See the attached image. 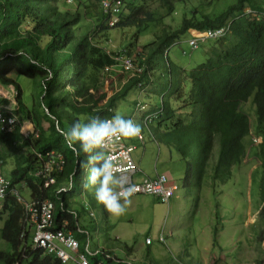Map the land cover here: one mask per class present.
I'll list each match as a JSON object with an SVG mask.
<instances>
[{"label":"trees","instance_id":"16d2710c","mask_svg":"<svg viewBox=\"0 0 264 264\" xmlns=\"http://www.w3.org/2000/svg\"><path fill=\"white\" fill-rule=\"evenodd\" d=\"M121 1L122 14L115 28H135L139 34L148 23L164 18H155L153 5L159 4L166 10L165 15L171 16L175 3L184 0H150L149 4L145 0L138 4ZM99 4L100 0H74L73 4L66 0H0V84L4 88L14 86L17 91L15 109L2 112L15 115L20 124H33L40 133L38 140L25 139L19 128L14 133L1 134L0 138L10 143L11 149H28L10 172L13 186L25 183L32 198L51 199L56 205L57 226L69 220L74 228L72 216L64 210L68 209L69 199L89 191L87 170L81 167L87 155L82 151L77 155L61 133L80 122V118L87 122L93 117H112L117 101L133 88L153 84L158 59V65L167 62L169 88L165 93L159 92L161 104L149 114L156 117L159 143L174 149L186 163V188L194 183L201 190L210 171L214 184L218 180L228 184L234 169L252 154L247 151L245 138L256 135L261 142L254 158L262 169L264 200V0H238L219 15L184 19L179 28L155 34L154 40L139 52L132 46L121 50L135 59L142 72H130L132 79L107 101L104 86L110 74L106 69L119 64L113 58L115 51L108 52L105 47L108 33L114 28L109 26ZM81 10L86 18L90 13L99 14L91 33H84L80 27ZM227 24L231 35L214 41L206 49L204 63L184 71L178 66L173 81L170 50L181 42V36L190 34V40L191 30L203 32ZM12 74L17 79L10 77ZM19 77L32 80L38 87L31 101L26 102ZM9 102L0 97V107ZM248 102L255 113L254 123L253 115L244 109ZM251 144L256 146L253 139ZM35 152L63 156L64 171L56 174L58 183L54 189H43L42 181L34 176L44 164ZM70 177L73 190L59 194L58 186ZM1 219V238L10 251H0V264H60L55 257L21 241L23 207L14 198L7 197L2 204ZM79 236L76 234V238ZM82 251L88 255L84 247ZM92 259L96 262L101 256Z\"/></svg>","mask_w":264,"mask_h":264},{"label":"rangeland","instance_id":"374dc122","mask_svg":"<svg viewBox=\"0 0 264 264\" xmlns=\"http://www.w3.org/2000/svg\"><path fill=\"white\" fill-rule=\"evenodd\" d=\"M127 1L138 4L142 0ZM145 1L147 4L150 3V0ZM237 2L238 0L179 1L175 3V12L171 16H166V10L159 7V4H155L152 6L155 18L164 16L163 19L148 23L139 34L135 28L112 29L108 33L107 47L126 49L132 46L135 52H139L154 40L155 34H161L165 29L179 28L184 19L219 15ZM81 12L80 27L83 28L84 33H91L98 24L99 14L90 13L86 18L83 10ZM191 34L197 33L191 30ZM190 36V34L181 36V42L170 50L172 70L175 72L171 77L173 81H175L178 66L184 71L204 63L206 49L208 50L213 45V41H208L203 43L199 49H195L189 45ZM158 64V59H156L152 77L153 84L145 88L138 86L133 88L124 99L117 101L114 115L119 112L126 119H133L141 125L144 132V143L138 138L125 139L128 145L136 148L133 156L136 153L142 154L145 150L147 159L143 161L144 166L149 165L153 168L159 161V168L163 167L165 174L170 178V184L179 187L178 191L171 201L170 208L167 204L156 202L154 196L153 198L150 195H139L132 198V203L124 215L115 216L109 213L104 205L97 202L94 187L89 185L88 193L84 192L69 199L70 209L79 214V224L83 233H79L80 236L77 238L81 246L84 247L89 239L94 251L101 249L104 262L106 259L103 253L120 260H131L132 264H186L185 259L189 264H205L206 260L210 264L213 261L217 264H261L264 259V245L260 240L263 224L262 216L259 215L264 203L261 189L262 169L258 159L254 158L261 139L258 137L259 143L252 146V136L245 138L247 151L252 154L247 157L246 163L234 169L232 179L228 184H223L221 180L215 184L211 183L210 173L212 171L209 172L202 188L200 207L196 204L197 190L193 183L194 200L188 211L189 207L185 203L186 163L179 158L174 149L159 143L160 134L156 120L149 126L142 122V106L146 107L144 114L147 112L145 115L147 116L151 110L160 106L159 92L165 93L169 88L167 62L163 61L160 65ZM122 71L118 69L117 75L112 73L107 76L108 79L104 86L107 95L105 101L124 87L130 79V75L122 74ZM160 74L162 78L159 77ZM10 77L16 78L15 74ZM18 82L25 91L26 102L31 101L32 95L35 94L34 90L36 92L38 90L35 82L24 77H19ZM0 93L5 97L10 95V91L1 88ZM244 109L253 115L254 111L250 102L244 105ZM251 119L253 123L256 121L255 113ZM80 122H84V118H80ZM28 124L26 123L25 126ZM48 126V123L44 125L46 129ZM8 143L0 138V150H3ZM1 144H4V148ZM10 148L8 147L7 150L12 155H22L27 151V148L21 146L15 149ZM151 154H153L152 157ZM9 170V167L5 168L6 173ZM212 186L216 188L214 189L216 192L211 190ZM24 196L28 198V193H24ZM178 196L183 198L181 208L178 207ZM84 209H87L86 212ZM91 213H94V216H91ZM0 226L3 227L2 221H0ZM162 229L167 241L165 245L158 241ZM31 238L32 235L30 242ZM146 240H150L151 245H146ZM0 251H10V246L2 240L1 235Z\"/></svg>","mask_w":264,"mask_h":264},{"label":"clouds","instance_id":"9594fccd","mask_svg":"<svg viewBox=\"0 0 264 264\" xmlns=\"http://www.w3.org/2000/svg\"><path fill=\"white\" fill-rule=\"evenodd\" d=\"M247 12L250 14L252 13L251 9H247ZM228 25L229 24H227V26H224L221 28H217L214 30H207V31H203V32L192 30V32L195 31L197 34H192V38L190 40H192L195 37H199L200 35H204L205 33L209 32V31H218L221 29H228ZM112 28L115 29V27H112ZM230 35H231V31L228 29V31H226L225 34L218 37L217 39H205L204 41H200L199 46L202 43H206L208 41L214 42V41H217L219 39L229 37ZM190 40H189V42H190ZM108 42H109V40H108ZM108 42H106V44H105V47L107 48V50H110V51L123 50V49H115L114 47L112 49H109L107 47ZM198 48L199 47H197L195 49H198ZM111 69H112V71H110L109 74L111 75L112 73H114L115 75H117L118 69H121V68L116 66V67H113ZM122 70H123L122 74H124V73L129 74L130 79H132V73L127 72L124 69H122ZM130 79H128V81ZM113 80L115 82L114 77H113ZM9 87L10 86H8L6 89H4L3 86L2 87L0 86V88L4 89L5 91H9ZM0 97H1V95H0ZM15 105H14V107H15ZM113 111H115V109ZM144 112L145 111H142L143 116H144L142 118L143 123H144V118L146 115V114H144ZM151 114H153V113H151ZM26 123H28V122H26ZM29 124L34 127L33 124H31V123H29ZM151 124H153V122L150 123L149 125H151ZM18 131L20 132V129ZM142 132H143V129L139 123H137L133 119H126L123 115H121L119 112H117L115 115H113L112 117H109V118L101 119L100 117H93V118H90L87 122H76L70 127L69 130L62 131V133H61L63 135L64 140L67 143L68 147L71 148L74 152H76L77 155H79V152H81V151L87 155V160L82 162V164H81V167L83 169L87 170V184L94 187L95 199L97 200L98 203L104 205L105 208L108 210V212L111 213L112 215H115V216L124 215L132 203V198L135 196H138V195H135V193L137 191L136 186L128 183L127 177L122 174V170H121L119 164L116 162V157L110 153V149H112L114 147L115 141H119L121 139H124V141H125V139L130 140L133 138H138L141 136ZM20 134H21V132H20ZM143 134H144V132H143ZM28 139L38 140L39 138L30 137ZM252 139L254 141V144L259 143L258 138H255L253 136ZM125 143H126V141H125ZM143 143H144V141H143ZM77 144L79 145V148L75 147V145H77ZM13 145H16V143L14 142ZM128 146H131V145H128ZM131 147H133V146H131ZM27 151H28V149H27ZM134 151H135V148H134ZM2 160H4V159L0 158V166L2 168L3 174L11 182L10 174L8 172L6 173V171L4 169L6 165H5V162H3ZM39 160L43 161V163H45V159H39ZM43 168H44V164L42 165V167L40 169H38L35 172L34 176L39 178L42 181L43 189H52L53 187H56V184L58 183L56 175H55L56 176L55 182L51 185L46 186L47 180L45 178H43V176L39 175V171ZM137 182H139V181H137ZM169 182L171 183L170 178H169ZM211 183H213V182L211 181ZM12 187L19 190L22 199L26 202L35 200V201H39V202H43V203L44 202L51 203L53 205V226H54V230H60V231H63L67 235H71L74 238V240L78 243V250L71 251L67 248H63L61 251L67 257V259H66V258L61 257L58 252L51 254L42 248L36 247L35 243H34L35 230L32 227H29V226L27 227V225L25 226L24 221L22 219V225H23L24 229L21 233V241L24 242V244L26 246H30L33 249L43 250L46 255L55 257L57 260H59L60 264H79V262H75L74 260H72V258L77 259V257L80 256L81 254L84 255L86 260L88 262H90L91 264H116V262H128V263L132 264V262H130L128 260H120L116 257H112V256H110L108 254H104V253H103V256L105 257L106 262L103 261L102 257H101V260H99V261H96V262L93 261L92 258H97L98 256H101V249L98 248L96 251H94L92 249V245H91V242L89 239L87 240L86 244L84 245V248L88 252V255L90 257L86 253H84L82 251L83 247L81 246L80 240L76 238V234L83 233V230L79 224V214L77 211L70 209V202L69 201H68V203H69L68 209L64 210V211L67 213V215L72 216V221H74V228L70 227L71 224H69V222H70L69 220H65L64 223L58 227L56 224V205L51 199L47 198V199H43V200H38V199L32 198L30 191L28 189V186L25 183H22L18 186H13V183H12ZM73 188L74 187L72 184V179L70 177L69 179L65 178L64 182L61 185H59L57 189H58V192L60 194L62 192L70 193L73 190ZM178 188L179 187H177V190L175 191V193L178 191ZM187 189H189V188H187ZM211 190L213 192L214 191L216 192V190H214L213 188ZM197 191L200 193L202 191V189L201 190L197 189ZM24 193H28V198H26L24 196ZM175 193H174V196H175ZM7 197L14 198L21 205V207H23V204H21L18 201V199H16V197L11 196V195H9ZM7 197H6V199H7ZM173 197L171 199H173ZM171 199H170L169 203L167 204L168 206L170 205ZM4 201H0V211H1L2 204L4 203ZM263 205H264V203H263ZM263 205H262V207H263ZM84 210L86 212L87 209H84ZM90 215L94 216V213H91ZM259 215L261 217V211H260ZM23 218H24V207H23ZM0 221H2L3 225H4V220L1 219ZM262 224H263V233H262V235H260L261 236L260 240H261V243L264 245V216L262 217ZM2 228L0 229V232H1ZM0 235H1V233H0ZM31 235H32V238H31V242H30ZM158 241L161 244L167 243V241L164 237V230H162L160 232V236L158 238ZM146 245H151V242L148 243L146 240ZM67 255L70 258H68ZM109 261H110V263H109ZM16 264H26V263L22 262V263H16ZM261 264H264V259L261 261Z\"/></svg>","mask_w":264,"mask_h":264},{"label":"built area","instance_id":"2783aa9c","mask_svg":"<svg viewBox=\"0 0 264 264\" xmlns=\"http://www.w3.org/2000/svg\"><path fill=\"white\" fill-rule=\"evenodd\" d=\"M66 3L73 4L74 0H66ZM100 9L105 18L109 21L110 27H116L120 21L122 14V1L121 0H100ZM228 29H221L218 31H209L204 35L195 37L190 40L189 45L193 48H197L200 41L205 39H217L226 33ZM110 52V50H107ZM114 61L127 72H137L140 74L142 68L136 64L135 59L127 56L126 53H121V50L115 51ZM107 72L112 71L111 68L106 69ZM135 72V73H136ZM133 75V74H132ZM138 76V75H137ZM10 95L8 97L3 96L10 101L9 104H3L0 107V135L14 133L18 128L25 139L30 137L40 138V133L32 125L20 124L18 118L15 115H5L2 110L13 111L16 104L17 91L14 86L9 87ZM142 111H146V107L142 106ZM155 115L148 114L144 118V123L148 126L155 119ZM33 131H32V129ZM31 129V130H30ZM140 141H144V134L138 137ZM36 153V152H35ZM110 153L116 157V162L119 164L122 174L127 177L128 183L135 185L137 191L135 195H151L158 198L163 204H168L170 199L174 196L177 187L170 184L168 176L165 174H159L154 178H144L137 182L135 175L138 171L137 164L135 163L133 153L134 148L128 146L124 139L114 142V147L110 149ZM39 159H46L44 168L39 171V175L43 176L47 180L46 186L55 182L56 174L61 173L64 170V158L58 153H36ZM14 196L18 201L23 204L24 207V224L27 227H32L35 230L34 243L38 248L46 250L48 253H59L63 258L67 257L61 251L63 248H67L71 251L78 250V243L71 235L65 234L63 231L54 230L53 226V205L49 202L29 201L26 202L22 199L18 189L12 187V183L8 180L2 171L0 166V201H4L7 196ZM134 195V196H135ZM150 243V240H147ZM68 256V255H67ZM68 258H70L68 256ZM79 264H91L88 262L84 255H80L77 259H73ZM116 264H130L128 262H116Z\"/></svg>","mask_w":264,"mask_h":264},{"label":"crops","instance_id":"0c3cea01","mask_svg":"<svg viewBox=\"0 0 264 264\" xmlns=\"http://www.w3.org/2000/svg\"><path fill=\"white\" fill-rule=\"evenodd\" d=\"M0 86L2 87V85L0 84ZM4 88V87H3ZM7 87H5L4 89H6ZM3 89V90H4ZM2 145V147L4 148V144H1ZM10 143H8L7 145H5V148L2 150H0V152H1V159H4V160H2L3 162H5V168L6 167H9V174H10V172L14 169V166L18 163V157L19 156H21V155H17V154H15V155H12L11 154V152H8V150H7V148L8 147H10ZM132 146V145H131ZM134 147V146H133ZM135 148V147H134ZM145 148V147H144ZM11 149V148H10ZM136 149V148H135ZM4 152V154H3V152ZM159 151H160V149H159ZM12 155V156H11ZM153 156V154H151V157ZM134 158H135V162H136V164H137V166H138V172H137V174H136V176H135V180L136 181H141L142 179H144V178H154V177H156L157 175H159V174H165V170L163 169V167H162V169H160L159 168V166H158V163H159V161H157L156 163H155V165H154V167L152 168L151 166H149V165H146V166H144V163H143V161H144V159H147L146 158V152H145V150H143V153L142 154H140V153H136L135 154V156H133ZM4 168V169H5ZM193 183L191 184V187L189 188V189H187V193H186V200H185V203L187 204V207H189L188 208V211H189V209H190V206H192L193 204V194H192V191H193ZM195 190H197L196 189V187H195ZM203 193V189H202V191L199 193L198 191L196 192V195H197V197H196V199H197V201H196V204H197V207H200L201 205H200V202H201V199H200V196H201V194ZM139 196V195H138ZM138 196H136V197H138ZM147 196H149V195H147ZM136 197H133V198H136ZM153 197V196H152ZM154 198V197H153ZM174 198V197H173ZM154 200L156 201V202H158V203H160V204H162L156 197L154 198ZM183 198H182V196L180 197V196H178V207L179 208H181V205H183ZM171 201H172V199H171ZM169 208L171 207V202H170V205L168 206ZM184 210H185V208H184ZM115 221H118V220H116L115 219ZM119 221H121V222H123L122 220H119ZM2 226V225H1ZM1 226H0V229H1ZM163 230V229H162ZM161 230V231H162ZM167 244V243H166ZM163 245H165V244H163ZM167 247H168V245H167ZM131 261V260H130ZM185 263L186 264H189L188 263V260L187 259H185ZM205 264H210V263H208L207 262V260H206V262H205ZM211 264H217V263H215L214 261H213V263H211Z\"/></svg>","mask_w":264,"mask_h":264}]
</instances>
